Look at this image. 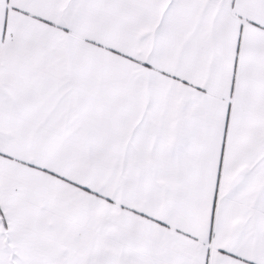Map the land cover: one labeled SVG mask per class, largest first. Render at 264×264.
Instances as JSON below:
<instances>
[{
	"label": "snow or ice",
	"instance_id": "6c2138e0",
	"mask_svg": "<svg viewBox=\"0 0 264 264\" xmlns=\"http://www.w3.org/2000/svg\"><path fill=\"white\" fill-rule=\"evenodd\" d=\"M0 264H264V0H0Z\"/></svg>",
	"mask_w": 264,
	"mask_h": 264
}]
</instances>
